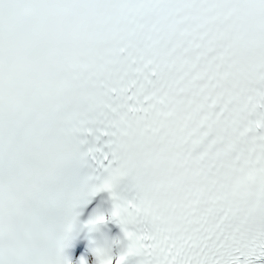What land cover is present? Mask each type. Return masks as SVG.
I'll list each match as a JSON object with an SVG mask.
<instances>
[{
  "label": "snow or ice",
  "instance_id": "snow-or-ice-1",
  "mask_svg": "<svg viewBox=\"0 0 264 264\" xmlns=\"http://www.w3.org/2000/svg\"><path fill=\"white\" fill-rule=\"evenodd\" d=\"M100 192L96 264H264V0H0V264Z\"/></svg>",
  "mask_w": 264,
  "mask_h": 264
}]
</instances>
